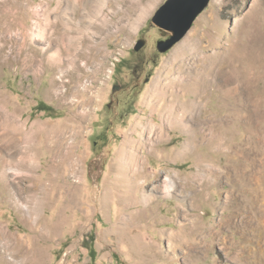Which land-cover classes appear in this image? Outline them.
Wrapping results in <instances>:
<instances>
[{"label": "rangeland", "instance_id": "374dc122", "mask_svg": "<svg viewBox=\"0 0 264 264\" xmlns=\"http://www.w3.org/2000/svg\"><path fill=\"white\" fill-rule=\"evenodd\" d=\"M166 1L106 0L89 25L70 0H0V127L9 117L36 134L34 167L10 162L14 150L0 142V264H264L263 204L247 208L253 199L235 179L204 178L208 166L239 164L255 166L264 183V0H212L160 53L152 18ZM57 13L78 27L72 51L49 49L43 28ZM119 66L130 90L113 94ZM238 71L255 82L230 79ZM187 104L198 117L191 129L164 121L169 105ZM125 148L143 168L129 189L116 181ZM171 230L200 242L193 252L188 243L173 249Z\"/></svg>", "mask_w": 264, "mask_h": 264}, {"label": "bare ground", "instance_id": "6f19581e", "mask_svg": "<svg viewBox=\"0 0 264 264\" xmlns=\"http://www.w3.org/2000/svg\"><path fill=\"white\" fill-rule=\"evenodd\" d=\"M70 1L72 3V4L69 3L70 4V7L73 9V12H74L75 16H82V18H88V20H90L89 21V25H94L93 17L96 16V14L98 13V11L106 3L105 2L106 0H70ZM93 6H94V8H92ZM84 7H85V9H90V10H89L88 13H86V15L85 14L84 15H80L81 14L80 13L81 12V9L84 8ZM19 8H21V6H19ZM55 16H56L57 20L54 21L52 24H49L48 26H46L45 28H43L44 30H46L47 32L50 33V36L48 37V40H46V41H49V43H48L49 46H50L49 49L51 50V48H52L51 45L54 42V43H56V47H57V49L59 50L60 53H64V52H67V51H72L74 49V47H75V42H76V39H77L76 33H78V27H73L72 26L73 25L72 20H67V21L63 20L62 13H57V15L55 14ZM37 27H38V25H37ZM40 27L42 29V26H40ZM40 27H38V29ZM253 28H254V26H253ZM23 31H24V33H23L24 35L23 36L26 37L25 39L27 41L28 40V32H27L26 27L23 29ZM36 32H37V35L38 36H42V34H43L42 32H39V31H36ZM249 50H250V48H249ZM261 53H262V51H261ZM258 54H259V51H258ZM30 59L33 60V57H30ZM247 73L248 72H240V71H238L235 74H231L232 77L230 79H233L235 81L244 82L246 84L252 85V83L255 82L254 81L255 79L253 77V72L248 73V74ZM229 81H231V80H229ZM239 93H240L239 90L235 89L230 94L231 96L233 94L235 95V97H236L235 98V102L237 101V103H238L237 106L238 107L240 106L239 100H238ZM179 111H182L184 113V115H181L180 116L179 115ZM197 118L198 117L194 114L193 109H192V106L190 104H187L186 106H183V107L182 106L181 107L180 106H176V105H169L167 107V111H166V114L164 116V121L166 123H168L169 125H173L174 122L183 123V124H185V126L187 128L190 127V129H191L190 123L192 122V120H196ZM151 129H153V128H151ZM211 129H212V125L210 124V126H208L207 129H204V132H206L207 130H211ZM0 130H1L0 142L3 143V146L8 147L11 151L14 150V152L12 154L14 159H12L10 162L18 163L19 166H22L23 167V169L24 168H27L28 166L29 167H34V157L31 154V149H32L33 141H34V139L36 137V134L35 133H32V132H30L28 130H26L25 127H23L21 124H19L17 121H15L14 118H9V117H4L3 118V122L1 124ZM155 134H156V132L154 134H152V136L155 137ZM19 137H22V138H19ZM187 145H188V143H187ZM224 145L225 144H223V147H224ZM121 154H122L121 155V158L119 159L120 161L118 162V164L116 165V168H115V170H116V181H117L118 186L125 187V188H128L129 189L130 187H128V181L138 179L139 177L142 176V173H143L142 159H141L140 154L137 151H132L129 148H125L121 152ZM237 157H238V155H237ZM255 170H256L255 169V166H251V167L245 166L244 167L243 165H239V164H235V165H232V166H228L224 170H220L219 168L212 167V166H208L207 168L204 169V178L209 177V179L212 182H214V181H216L219 178V176H222V177L228 178L229 180L235 179L236 182H237V184L241 183L244 186H247L246 189H245V191L247 192V194H250L251 197H252V199H253V205H251V206L248 205L247 208H256L258 210L260 204H263V205H261V207L264 208V183H262L258 179V177H255V175H254V171ZM197 176L199 178H201L203 175L202 174H199ZM254 179H256L257 182H255ZM163 185H165L166 187H168L167 188L169 190L168 194L171 195V192H172V189H173V184H172L171 180L166 181ZM254 185H255V187H254ZM159 186H157V188H159ZM124 190L126 192L127 189H124ZM168 190H166V191H168ZM230 193H231L230 194L231 197L228 199L229 200L228 202H231V201H233V200L236 199V196L234 195L233 191H231ZM242 193L243 194H246L244 191ZM154 198L152 197V195H146L145 196V201H152V199H154ZM243 204H240L239 205V213L240 214L244 212L243 211V208H242V205ZM251 215H253V214H251ZM249 218L250 217L248 216L246 218V221L244 219H242V222H241L242 229L244 228L246 230L247 227H249L251 225ZM195 234H197V233H195ZM168 236L170 238H172V240L174 241L173 242V245H172V248L173 249H175L177 247H183L185 245V243H188L190 245L188 247V250L190 252L191 251L193 252L194 248H196L198 246L199 242H200V240L198 238L188 237L190 235L184 233L183 231L171 230V231H169ZM202 241H204V240H202ZM215 242H216V240H215ZM8 245L10 246V247H8V249H13V245H10L9 243H8ZM261 248L264 249V247H261ZM197 250H199V249H197ZM242 250L244 251V247L243 246H242ZM14 252H15V253H13L14 254V257H17L18 256V252L17 251H14ZM260 252H262V255L260 254V256L258 258L262 262L264 260V250H262ZM244 253H246V252H244ZM19 255H21V254H19Z\"/></svg>", "mask_w": 264, "mask_h": 264}, {"label": "water", "instance_id": "95a60500", "mask_svg": "<svg viewBox=\"0 0 264 264\" xmlns=\"http://www.w3.org/2000/svg\"><path fill=\"white\" fill-rule=\"evenodd\" d=\"M212 0H167L154 14L152 24L167 37L160 40L157 49L168 53L181 42L192 29L197 18L208 8ZM146 40L140 39L134 46L140 51Z\"/></svg>", "mask_w": 264, "mask_h": 264}, {"label": "flooded vegetation", "instance_id": "af4514ba", "mask_svg": "<svg viewBox=\"0 0 264 264\" xmlns=\"http://www.w3.org/2000/svg\"><path fill=\"white\" fill-rule=\"evenodd\" d=\"M142 37H144V36H141L140 38H138V40L143 39ZM167 37H164V39H166ZM146 46H147V43L140 51L133 50V52H131V55H135L139 59V54L141 53V51L143 49H145ZM124 59H126V58H124ZM120 61L123 62L125 60H120ZM120 69H121L120 66L118 68H116V72H117L116 78L113 80V83H112L113 94H117V93L118 94H121V93L123 94V93H127L128 90H130L129 89L130 88V84L128 82H126V81L120 80V78H122L121 77L122 72L120 71ZM113 100H114V97L111 98V100L108 103H106L107 112H106V116H105L106 118L105 119L110 120L109 114L112 113L114 108H115L114 107L115 104H114ZM121 104H122L121 100H119L118 107L121 106ZM105 132H106V130H105ZM103 134H105V133H103Z\"/></svg>", "mask_w": 264, "mask_h": 264}, {"label": "trees", "instance_id": "16d2710c", "mask_svg": "<svg viewBox=\"0 0 264 264\" xmlns=\"http://www.w3.org/2000/svg\"><path fill=\"white\" fill-rule=\"evenodd\" d=\"M39 110L40 111H45L46 113H52L53 112L52 109H49V108H46V107H42L41 105L39 106Z\"/></svg>", "mask_w": 264, "mask_h": 264}]
</instances>
